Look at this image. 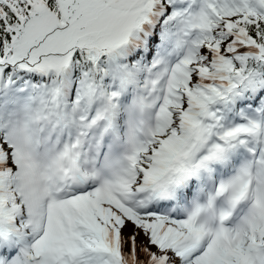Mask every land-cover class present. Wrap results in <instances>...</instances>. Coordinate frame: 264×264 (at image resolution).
<instances>
[{
    "label": "snow or ice",
    "instance_id": "6c2138e0",
    "mask_svg": "<svg viewBox=\"0 0 264 264\" xmlns=\"http://www.w3.org/2000/svg\"><path fill=\"white\" fill-rule=\"evenodd\" d=\"M0 264H264V0H0Z\"/></svg>",
    "mask_w": 264,
    "mask_h": 264
}]
</instances>
